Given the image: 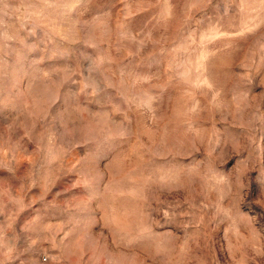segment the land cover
I'll list each match as a JSON object with an SVG mask.
<instances>
[{
	"label": "rangeland",
	"instance_id": "1",
	"mask_svg": "<svg viewBox=\"0 0 264 264\" xmlns=\"http://www.w3.org/2000/svg\"><path fill=\"white\" fill-rule=\"evenodd\" d=\"M0 264H264V0H0Z\"/></svg>",
	"mask_w": 264,
	"mask_h": 264
}]
</instances>
